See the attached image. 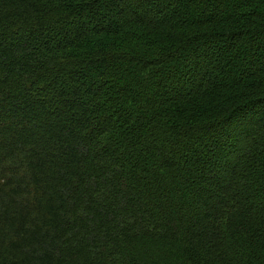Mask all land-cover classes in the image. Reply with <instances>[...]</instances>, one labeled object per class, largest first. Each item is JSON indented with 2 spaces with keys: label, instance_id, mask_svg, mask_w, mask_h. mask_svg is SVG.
<instances>
[{
  "label": "trees",
  "instance_id": "obj_1",
  "mask_svg": "<svg viewBox=\"0 0 264 264\" xmlns=\"http://www.w3.org/2000/svg\"><path fill=\"white\" fill-rule=\"evenodd\" d=\"M0 264H264V0H0Z\"/></svg>",
  "mask_w": 264,
  "mask_h": 264
}]
</instances>
